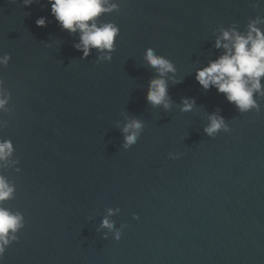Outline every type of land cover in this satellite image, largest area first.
Here are the masks:
<instances>
[{"label": "water", "instance_id": "1", "mask_svg": "<svg viewBox=\"0 0 264 264\" xmlns=\"http://www.w3.org/2000/svg\"><path fill=\"white\" fill-rule=\"evenodd\" d=\"M0 264H264V0H0Z\"/></svg>", "mask_w": 264, "mask_h": 264}]
</instances>
